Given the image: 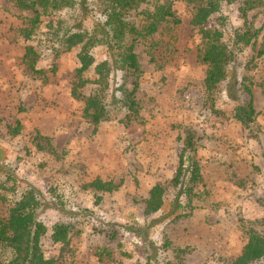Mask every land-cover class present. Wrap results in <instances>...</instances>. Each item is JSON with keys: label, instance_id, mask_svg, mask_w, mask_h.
Listing matches in <instances>:
<instances>
[{"label": "rangeland", "instance_id": "1", "mask_svg": "<svg viewBox=\"0 0 264 264\" xmlns=\"http://www.w3.org/2000/svg\"><path fill=\"white\" fill-rule=\"evenodd\" d=\"M171 1L181 21L171 46L140 43L135 48L141 67L135 93L139 120L124 125L117 114L92 126L82 117V103L70 95L79 49L38 62L44 74H33L23 61L24 48L46 34L48 20L32 41H25L19 29L32 14L0 0V174L8 172L45 199L43 251L58 264H230L245 244V222L264 216V0L248 12L249 23L260 29L257 42L242 49L234 68L238 84L251 83L256 116L249 129L232 118L244 97L240 92L230 97L222 85L213 97L222 114L211 108L190 8L186 0ZM240 1L226 5L229 28L242 25ZM93 54L98 61L106 58L102 47ZM89 91L90 86L83 89ZM16 121L22 129L12 137L8 127ZM185 130L195 135L204 194L194 199L190 217L170 221L169 181ZM36 134L50 139L56 156L35 148ZM94 179L111 181L118 189L97 193L83 187ZM156 184L165 188L163 213L145 216L144 200ZM53 193L65 196L78 218L65 245L49 238L65 216L52 208ZM6 215L7 205L0 203V218Z\"/></svg>", "mask_w": 264, "mask_h": 264}, {"label": "trees", "instance_id": "2", "mask_svg": "<svg viewBox=\"0 0 264 264\" xmlns=\"http://www.w3.org/2000/svg\"><path fill=\"white\" fill-rule=\"evenodd\" d=\"M8 1L14 8L32 14L25 18L24 27L19 29V35L25 41H32L48 20L44 27L46 34L36 40V44L24 48L23 61L33 74H44L36 68L38 62L53 60L78 48V67L72 77L70 95L82 103V117L92 126L112 121L117 114L121 115L119 122L124 125L139 120L140 106L135 93L141 67L135 48L140 43L152 48L158 43L168 48L171 46L181 23L171 0ZM234 1L186 0L190 8L189 24L199 37L196 59L205 67L203 86L211 108L216 114H222L213 104L214 94L222 85L227 89L224 93L230 97L235 90V93L240 92L244 97L235 105L232 118L249 129L256 116L251 83L242 81L238 84L234 68L242 49L254 46L260 35V29L249 23L248 12L255 9L261 0L240 1L238 12L242 25L237 29L229 28L230 16L226 13V5ZM143 4L149 7L143 8ZM155 35L161 39H155ZM101 47L106 51V58L98 61L93 52ZM149 53L153 58V53ZM118 74H121V80L116 79ZM237 85L238 89L235 88ZM87 86H90V91L86 94L83 89ZM8 128L12 137L19 135L22 129L18 121L14 127ZM182 133L184 137L177 168L169 181L172 188L169 203L174 206L170 221L190 217L195 209L194 199L200 201L204 194L201 169L195 160V135L191 130ZM33 143L38 151L56 156L49 138L36 134ZM83 187L97 193H111L118 189L111 181L99 179ZM51 197L56 203L52 208L65 212V216L52 226L49 238L54 244L65 245L78 219L77 214L72 212L65 196L53 193ZM100 199L97 196V200ZM0 203L7 205L6 217L0 218V264H58L55 258L46 257L43 251L42 240L48 232L41 219L46 206L43 196L29 185H18L16 178L8 172H1ZM144 203L145 216L163 213L165 188L160 184L154 185ZM245 224V244L230 264L264 263V216Z\"/></svg>", "mask_w": 264, "mask_h": 264}]
</instances>
